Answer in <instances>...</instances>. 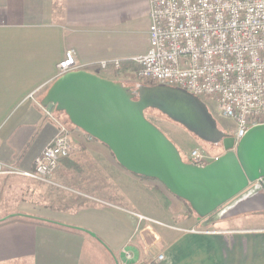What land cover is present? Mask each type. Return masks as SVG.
I'll list each match as a JSON object with an SVG mask.
<instances>
[{
    "label": "crops",
    "instance_id": "1",
    "mask_svg": "<svg viewBox=\"0 0 264 264\" xmlns=\"http://www.w3.org/2000/svg\"><path fill=\"white\" fill-rule=\"evenodd\" d=\"M149 10L148 0H0V264H130L119 259L128 247L132 264H264V210L202 226L187 201L126 170L106 144L42 104L67 50L80 70L112 81L103 73L137 70ZM111 59L120 69L98 66ZM57 123L71 154L46 181L19 174L32 170Z\"/></svg>",
    "mask_w": 264,
    "mask_h": 264
},
{
    "label": "water",
    "instance_id": "2",
    "mask_svg": "<svg viewBox=\"0 0 264 264\" xmlns=\"http://www.w3.org/2000/svg\"><path fill=\"white\" fill-rule=\"evenodd\" d=\"M42 104L55 105L70 123L106 144L126 170L159 180L187 201L198 218H205L202 226L264 210V123L249 127L234 145L206 103L192 94L164 85L132 88L86 70L58 76ZM147 109L159 111L204 142L220 144L224 153L204 166L184 161L172 141L145 117ZM128 251L134 258H126ZM136 256L128 247L119 259L132 264Z\"/></svg>",
    "mask_w": 264,
    "mask_h": 264
},
{
    "label": "built area",
    "instance_id": "3",
    "mask_svg": "<svg viewBox=\"0 0 264 264\" xmlns=\"http://www.w3.org/2000/svg\"><path fill=\"white\" fill-rule=\"evenodd\" d=\"M148 1L149 45L133 58L137 80L210 101L218 116L232 122L230 134L236 145L249 127L264 123V0ZM121 63L102 60L98 66L120 69ZM80 69L73 50H67L57 64L58 76ZM57 124L56 134L34 158L32 170L19 174L46 181L60 159L71 154L68 130ZM216 158L198 147L187 156L197 166ZM162 258L161 253L156 257Z\"/></svg>",
    "mask_w": 264,
    "mask_h": 264
},
{
    "label": "rangeland",
    "instance_id": "4",
    "mask_svg": "<svg viewBox=\"0 0 264 264\" xmlns=\"http://www.w3.org/2000/svg\"><path fill=\"white\" fill-rule=\"evenodd\" d=\"M108 68L114 69L111 66H109ZM135 70L136 67L132 66L129 67L126 72L124 70H119L115 72L112 71L113 74L112 72H105L103 74H108L107 76H110V78H114L117 81L122 82L124 85L132 87L135 84L140 83L135 75ZM99 73L101 74V72ZM206 105L207 107H209V110L212 115L216 117L218 127L224 130L225 132L230 133L233 129L232 122L228 119H224L218 116L214 104L210 101L207 100ZM53 112L55 114H60L63 117H66L64 112L62 111H57L56 109H54ZM145 116L178 147L182 158H184V160L186 161H188L187 156L189 155V152L193 146L201 148L211 156L218 155L220 152H222V148L219 145L209 144L196 138L195 135L187 131L183 126L168 119L158 111L154 112V110H148ZM64 124L69 128L73 127L67 117L64 120Z\"/></svg>",
    "mask_w": 264,
    "mask_h": 264
},
{
    "label": "trees",
    "instance_id": "5",
    "mask_svg": "<svg viewBox=\"0 0 264 264\" xmlns=\"http://www.w3.org/2000/svg\"><path fill=\"white\" fill-rule=\"evenodd\" d=\"M143 178H145L144 176H142ZM39 220V219H38Z\"/></svg>",
    "mask_w": 264,
    "mask_h": 264
}]
</instances>
